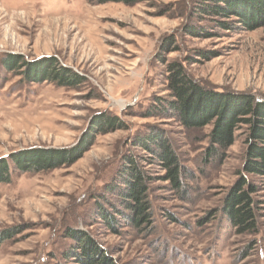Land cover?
Returning <instances> with one entry per match:
<instances>
[{
	"label": "rangeland",
	"instance_id": "obj_1",
	"mask_svg": "<svg viewBox=\"0 0 264 264\" xmlns=\"http://www.w3.org/2000/svg\"><path fill=\"white\" fill-rule=\"evenodd\" d=\"M211 1L0 0V161L11 166L0 182V264H79L80 236L114 264H264V180L243 171L246 126L236 125L221 158L206 154L211 124L147 115L155 98L169 97L165 61L174 59L203 91L264 101V24L222 27L237 17L201 12ZM49 59L68 82L25 79L23 70ZM101 114L123 127L97 133L72 164L24 171L8 159L74 145ZM154 129L176 151L183 192L137 142ZM129 159L146 179L150 215L141 226L109 189ZM241 180L256 190L252 232H237L221 211Z\"/></svg>",
	"mask_w": 264,
	"mask_h": 264
},
{
	"label": "trees",
	"instance_id": "obj_2",
	"mask_svg": "<svg viewBox=\"0 0 264 264\" xmlns=\"http://www.w3.org/2000/svg\"><path fill=\"white\" fill-rule=\"evenodd\" d=\"M198 7L201 12L210 15L237 17L232 21H218L222 27L231 28L233 24L238 23L245 29H254L264 24V0H212L202 2ZM54 61L55 59H49L44 66L23 70L25 79L33 82H39L41 79L55 80L64 85L68 82L67 74L53 71L51 67ZM6 63L16 67L19 61L9 58ZM165 68L169 97L155 98L148 108L147 115L172 117L189 128L211 124L206 154H219L220 151L221 158L222 153L234 142L236 125L244 124L247 131V147L243 171L258 175L264 180V101L250 95L231 96L203 91L186 72L180 60L165 61ZM123 125L117 117L105 118L104 114H101L93 119L74 145L25 150L11 154L8 159L14 168L24 171L48 170L60 165H69L90 148L97 133H106L122 128ZM137 142L149 152L148 159L151 162H157L165 169V177L173 187L181 192L185 191L182 165L164 134L159 129H154L138 136ZM128 162L125 171L121 173L120 183L116 187L110 186L109 189H113L116 194L117 209L131 224L141 226L149 220L150 215V205L146 198V179L144 173L131 164L130 159ZM10 167L4 159L0 161V182H9ZM255 191V186L248 180H241L229 188L222 200L223 216L239 233L256 229V201L251 196ZM108 219L111 220V217ZM79 238V245L83 250L76 256L79 264H114L88 237Z\"/></svg>",
	"mask_w": 264,
	"mask_h": 264
}]
</instances>
